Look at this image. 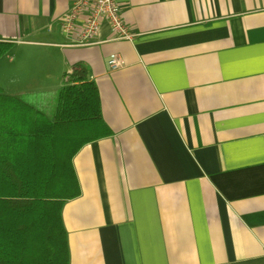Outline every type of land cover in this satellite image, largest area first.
I'll return each instance as SVG.
<instances>
[{"label": "crops", "instance_id": "crops-1", "mask_svg": "<svg viewBox=\"0 0 264 264\" xmlns=\"http://www.w3.org/2000/svg\"><path fill=\"white\" fill-rule=\"evenodd\" d=\"M116 1L132 37L78 46L72 0H0L3 91L82 63L110 130L72 158L68 264H264V0Z\"/></svg>", "mask_w": 264, "mask_h": 264}, {"label": "trees", "instance_id": "trees-1", "mask_svg": "<svg viewBox=\"0 0 264 264\" xmlns=\"http://www.w3.org/2000/svg\"><path fill=\"white\" fill-rule=\"evenodd\" d=\"M11 46L0 39V58ZM37 95L0 87V264H68L61 212L80 195L72 158L110 134L84 64L64 74L51 110Z\"/></svg>", "mask_w": 264, "mask_h": 264}, {"label": "built area", "instance_id": "built-area-1", "mask_svg": "<svg viewBox=\"0 0 264 264\" xmlns=\"http://www.w3.org/2000/svg\"><path fill=\"white\" fill-rule=\"evenodd\" d=\"M103 22L108 24L112 40L132 37L116 0H72L61 19V29L73 45L88 46L99 43L97 35ZM107 65L110 70H116L124 61L120 55L110 54Z\"/></svg>", "mask_w": 264, "mask_h": 264}, {"label": "rangeland", "instance_id": "rangeland-1", "mask_svg": "<svg viewBox=\"0 0 264 264\" xmlns=\"http://www.w3.org/2000/svg\"><path fill=\"white\" fill-rule=\"evenodd\" d=\"M1 85L4 86L3 84H6V80L4 78H2V80H0ZM27 82H31V81H27ZM7 92V91H6ZM44 95H37V96H32L30 97L33 101H35V103L40 104V106L44 107V109L51 110L53 108L54 105V100H55V91H49L46 93H43Z\"/></svg>", "mask_w": 264, "mask_h": 264}]
</instances>
